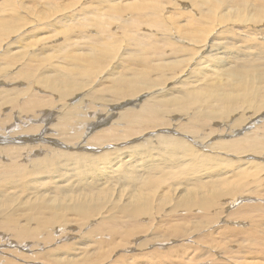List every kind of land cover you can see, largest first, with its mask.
Wrapping results in <instances>:
<instances>
[{"label": "bare ground", "instance_id": "obj_1", "mask_svg": "<svg viewBox=\"0 0 264 264\" xmlns=\"http://www.w3.org/2000/svg\"><path fill=\"white\" fill-rule=\"evenodd\" d=\"M26 1L28 2L29 0H20V4L13 2V0H2V2H0V202L3 201L7 203L0 205V230L4 231L3 233L7 231V233L9 232L12 234L13 238L20 241L24 239L27 240V238L33 239L35 237L39 239V234H42L40 230H49L55 225L60 227L66 226L68 216L70 215L74 214L76 217L79 216L81 218L80 221H84V223L88 222L91 219H95L98 213L99 207L97 203L99 200H97L95 206H92L93 199L97 198L95 196H99L98 193H101L100 195H105L102 194L104 190L105 192L111 193V195L117 194L118 191L121 193V190H125V188L121 186L120 183L128 186L126 187L129 191V193H127V195H129L127 200L125 198L121 206L118 201L113 203V208L112 206L109 208V212L111 213L108 216L103 213L106 216H103L102 221L96 224L97 230H95V232L104 236H110V241L113 240L112 243L115 242L114 239H116V237H120L122 241H128L138 234L140 229V218H146L150 215V205L148 201L152 198L153 193H155L154 185L157 182L159 184V181L166 178L164 175H161L165 177H163V179L161 176H158L160 172V170H156L159 169L157 167L158 163L156 165L151 164V169H149V167L141 164V162L144 163L146 159L141 157V159L144 160L140 163L130 162L129 164L132 158L130 149L138 145L136 144L137 142L132 148L127 147L129 151H119L118 154H112L111 151L114 153L117 152V150H112L113 148H110L111 150H109L112 155L108 156H106L108 153L105 154V148L104 154L99 153V150L97 151L98 148H96L94 144L93 147L95 148H90L89 146L92 144V141L87 142L91 144L89 143V149H86L88 148L85 141L86 135H84V133H79V129L82 127L75 128L74 131H72V120L74 118L84 122L82 123L84 128L90 127L89 130L87 129L88 131L92 129L99 131L102 128L104 129V126L107 124H111L110 121L116 117L117 120L113 124L115 125V129L111 126L112 128L109 127L107 131L104 129L105 132L102 134H98L97 136L94 135V139L96 140L94 142L95 144L104 140H109V142L113 140V142H116L121 134H123V137L120 138L122 140L126 139L124 136L128 138L132 137V139L136 136L141 137L142 134L145 136L147 131L152 132L153 129L165 130V132H168L167 134L170 133L171 136L151 134V138H145L143 145L134 149H137V152L142 148V150H147L148 152L151 149H157V154H159L158 157H160L159 160L163 163L162 165H165L164 167L167 169L171 168L173 171V174L166 172L167 176L170 174L169 177H171V175L173 177L176 174L178 176L181 175L182 178L181 173H193L196 175L200 172H204V175H208L209 173L211 175L213 172L211 173L210 171L214 167L220 165H225L227 167V159L221 157V160V158L218 159L216 157V152L218 151V154L228 153L229 155L234 154L235 156L236 154L238 156L242 154L255 156L261 155V152L263 154L264 146L258 147L257 144L264 143L262 142L264 134H262V136H256L255 134L251 137L245 135L244 139H234L230 141L226 140V137L241 134L249 127H252L256 121L260 119L261 113L264 111V50L261 49L258 51L257 49L258 52L255 54L256 56L252 57H247L241 51L232 54L230 57L228 53L224 59V57L221 56L223 54L222 48L219 47V44L216 42L217 33L215 34L216 36L213 35L214 37L211 39H208V37L211 33V30H209L211 28L210 25H214L211 23L212 21L214 23L215 16L218 13H220V15L218 14L219 17H216V19L220 18L221 20V22H219L217 19L218 25L222 23L221 25L224 26L226 21L232 25L236 22L240 24L247 22H252L253 24L257 22L258 24V22H260L258 24L260 25L262 21H264V1L260 6L253 7L252 9L245 8L240 11L236 8V0H228V6H226L227 0H189L191 8L195 9L198 15H192L190 11L185 10L190 14L186 16L183 15L186 19L185 27H180L176 22L167 20L166 18L168 17L165 18L163 17L164 15L161 16V5L159 2L156 3L157 1H154L153 4L144 3L131 6L130 2L125 5H121V3L117 5V0H89L86 1L87 4H85V2L82 4H85L84 6L86 7L78 11L72 10L69 16H62V18H59L58 23L57 19L54 20L52 25L49 24V19L51 18L49 10H57L58 12L59 10L57 7L59 1H64L63 3L61 2L62 4L68 1L70 4L75 0H44L42 4L39 3L41 0H32L34 1L33 6ZM174 1L178 2L184 0ZM161 2H163V0H161ZM93 3L96 4L95 7ZM254 3V0H245L246 5ZM177 6L178 4L176 8ZM67 10L63 11V13H66ZM128 13L130 17L126 18L125 15H128ZM24 14L25 18L23 16ZM227 15L228 17L226 18ZM59 16H61V14ZM183 16L181 17L184 18ZM196 16L199 17V21L198 17L196 19ZM27 18L28 20H33L32 24H34V26L31 28L28 27L30 23H28ZM64 20L67 22L62 23ZM209 20H212L211 23ZM113 21H118L120 23L119 26L117 25L118 27L116 26L122 34L120 37L109 33V30H111L109 26ZM203 21H209V29L206 27L207 24ZM42 23L46 24V28L53 26V31H50L52 30L51 28L49 32L45 30L47 35L53 34V36H57L60 33L56 34V26L63 27V29L61 28V32L64 30V32L61 33L63 35V37L61 36L63 41L60 44L45 42L38 45L44 41L45 38V35H43V37L39 36L40 32L42 30L44 32L45 29L44 27H40ZM20 30L24 31L18 33ZM57 30L60 31V28ZM220 33L221 32L218 34L220 35ZM47 38L49 41V37ZM195 43L199 48L194 51L189 48V45H194ZM108 65L110 66L108 68L110 69L109 71L106 70ZM104 71H107L104 81L96 80L92 90L86 92L85 87L88 86V82L91 78L98 76L99 73ZM106 79L108 80L106 81ZM169 83L171 87H168V85L164 88V86ZM177 87L183 88V91H180V97H174L179 91ZM76 94H79L80 98L73 103L74 99L77 97L75 96ZM146 94L148 95L146 96ZM107 97L111 98L114 104L115 102H119V104L114 106V110L121 108L120 110L123 112L115 116L116 114L113 110H108L106 108V114H98L97 124L85 122L84 119H82L84 117L82 104H85L87 99L93 102H101L102 104H105L108 100L109 102H107V104H109L110 100L107 99ZM124 100H128V103L134 105H137L136 101H139L140 105L137 109H135V107L134 109H128L125 108L122 103ZM88 104L91 103L88 101ZM118 105L121 106L118 107ZM52 112L56 116L51 118L53 115ZM186 114H189V119H191L188 120L187 123L178 126L179 122H177V124L172 122L174 120L172 119L173 117H180ZM235 114L239 115V127L241 128L235 130L229 127L231 130L228 131L229 129L227 126L228 130L223 131V134H221L222 131L221 133L219 132V137L222 136L223 138H219V140L216 139L218 140L216 142H205V140L209 139L208 137L212 136L211 134L217 133L216 130V132L213 133H210L212 132L210 130V135H205L207 139L197 136L199 133H205L206 130L203 128H206L210 122L212 123L217 120L221 122V120H227ZM102 115L103 117H101ZM50 119L56 120V123L53 125L55 131L62 132L64 137L58 138L59 132H57V137H52V135H50L49 142L47 143V141H45L47 138H44L41 134L43 132L42 130L45 128L42 122L48 123ZM28 121L36 122L37 125L34 127H32V124L31 126L29 125L30 128H32L28 129L26 132L20 129L23 133L18 130L12 133L11 130H8L13 125H16V123H23V126H25L29 124ZM164 125L167 126L164 127ZM118 127L120 129H118ZM233 130H235V132ZM175 133L180 137H176ZM91 134H94L93 130ZM172 134L175 135L172 136ZM183 137L190 138L197 150L204 149V151H208L211 155L204 154V152L197 153L198 151L193 149L189 144L190 142L185 139L183 140ZM89 138L88 140H90ZM18 141L22 142V147L19 144L18 147L13 146L14 142ZM120 143L118 142V144ZM47 144L50 146H47ZM55 145L60 148H57ZM71 145H73L75 149L74 153L66 151V146L68 147ZM112 145L115 147V144ZM98 146L100 148V145ZM198 146H202V148ZM83 150H91V152L95 154L83 153ZM148 154L151 156L150 153ZM146 155L147 154H145L144 157ZM117 158H119L118 161L123 160V162H118L119 166H115V171L113 170L114 168H110L108 169V173L105 174L101 165H105V163L111 165ZM126 159L128 160L124 161ZM185 163L187 165H185ZM252 163L257 166L256 168H259V164L255 163V161ZM125 164L128 165L123 167ZM73 169H80L78 173H82L84 176L85 174H94L97 176L103 175L108 178L105 180L103 177L102 180L93 178V175V177L90 176V178L92 177L96 180H94L92 185L83 181L84 183L81 182L76 187L73 185L75 188H72V186L70 187L69 185V177H67V174ZM154 169L156 171H153ZM259 169L263 170L261 166ZM222 173L223 172H214L216 175H221ZM145 175H147V177ZM188 176L191 175L189 174ZM151 177H155L157 182L153 183L152 180L150 181V179H152ZM41 178H44L45 181H39ZM147 178H149V180ZM177 178H175L177 180L176 184L180 186L182 184H187L189 181H196L193 179L190 180V177L187 182L186 178L184 180H181L180 177ZM196 178L199 177L196 175ZM79 180L80 179H78V181ZM101 180L102 183L99 184ZM166 180H168V178H166ZM166 180H164L165 183L167 182ZM47 181H49L50 185ZM210 181L213 180L211 179ZM161 182L163 183V181ZM198 183L202 184L204 182L196 181L197 185L194 184L197 188L202 186V193L197 194L195 192L196 194H194L193 197L191 195H185V203L182 201L178 205L176 204L177 208H180V205H182L183 209L189 211L197 208L203 211H210L213 210L218 199L220 202V198L225 197L224 193L215 191L222 182L204 183V186L203 184H199L200 186H198ZM107 184H109V191L106 190ZM190 184L192 183L190 182L187 184L188 187ZM253 184H255V182H253ZM99 185L103 186L100 187ZM247 185L248 184L243 186L245 191L248 190L246 188ZM98 186L100 188L98 190H101L100 192L97 191ZM260 187L261 186L258 187V185L253 187L255 188L253 192L255 194L257 192L259 193V195H256V198L261 194ZM197 188L195 189L197 190ZM207 188L212 189L208 194H206ZM190 189L187 188L186 190L190 192ZM26 194L29 196L23 200ZM225 194L228 196L235 194V192L231 190L227 191ZM249 197L252 198L251 196ZM182 199H180V201ZM246 200L249 199L246 198ZM30 202V207H27L25 204ZM14 203H17L19 207L25 206L26 209L20 211L16 205L11 208L10 206L14 205ZM261 204L245 205V208L242 207L240 212H235L236 218L241 217L242 219L248 220L251 218L249 216L254 213L255 216L258 214L259 216H257L262 218L264 215V204ZM65 212L68 213L65 214L63 221L61 217ZM93 216H95V218H92ZM72 222L73 220H71V224ZM252 222L254 221L251 218V223ZM82 223L78 224L81 225ZM76 226L79 227V225ZM170 227L172 229L170 236L177 237L181 235L180 233H186V228L184 231L182 227ZM171 229H169V231ZM252 230V233L248 232L249 230H247V232L243 230L245 233V235L243 234L245 240H248V242L250 241L251 244L247 242L248 245L246 243L247 245L245 246L249 247L246 248L245 252H242L244 255L238 256L237 254L236 259L234 258L235 260L231 258L233 264H258L254 261V255L257 253L260 254L262 249L264 250V236L260 237L259 234L255 237L257 235L256 222L252 225ZM240 234L241 237H243L242 233ZM35 241L36 240H34V242ZM100 242L98 241L100 244L106 243L103 241ZM258 245L261 247L263 246L262 249ZM243 247L244 246H242L241 249H244ZM103 248L104 245L102 246V249ZM119 248L120 246H118V249ZM122 248L126 247L123 246ZM114 250H117V248L114 249L113 247L112 251ZM103 251L104 250L100 249L98 255L96 253L97 256L95 255V259L104 258L107 256V253L108 255L111 253L107 250V253ZM65 252H67V250ZM69 252L70 249H68L67 254ZM228 253L232 254L230 251ZM246 254L251 256L247 257ZM70 256L71 255H69V257ZM93 256L94 254L91 258L94 259ZM89 259L87 257L86 261ZM83 261L85 260L83 259ZM89 261L84 263L93 264L89 263ZM260 261L262 260L260 259ZM123 262L122 260L121 263L123 264ZM94 263L96 264V261ZM188 263L191 264L192 262ZM262 263L263 262H261V264ZM5 264L11 263L5 262ZM74 264L76 263L74 262Z\"/></svg>", "mask_w": 264, "mask_h": 264}, {"label": "rangeland", "instance_id": "obj_2", "mask_svg": "<svg viewBox=\"0 0 264 264\" xmlns=\"http://www.w3.org/2000/svg\"><path fill=\"white\" fill-rule=\"evenodd\" d=\"M86 1H89V0H75L74 2H71L70 4L68 3V1H65L66 4L65 3L62 4L64 1H61L62 3L59 1V5L57 7V9L59 10L58 12H57V10H52V9L49 10V13L51 15V18L49 19L50 20L49 24L52 25L54 23V20H56V19H57V23H58L59 22L58 21L59 18H62V16H64V15L65 16H69L70 12H72V10L78 11L79 9L81 10L82 8L86 7V6H84L85 4H87ZM154 1L155 2L157 1L156 3L159 2L160 5H161V11L162 12H160V15L161 16L164 15L163 17H165V18L168 17V18H166L167 20H170L172 22H176L177 25H179L180 27H182V26L185 27L184 25H186L185 24L186 19H185V17L183 15H185V16L186 15H190V14L198 15V12H196L195 9L191 8V4H189V2H190L189 0L178 1V2H175L174 0H167V1L163 0V2H161V0H152V2H151V0H147V1H145V0H117V5H119L120 3H121V5H125V4H128L129 2L131 3L130 4L131 6L132 5L144 4V3L145 4L146 3L147 4H149V3L153 4ZM254 1H255L254 4L246 5L245 4V0H236V8H238L240 11H242L245 8L252 9L253 7H257V6H260L261 4H263L262 2L264 0H254ZM0 2H2V0H0ZM13 2H16L17 4L21 3L20 0H13ZM84 2H85V4L82 5ZM27 3H29V4H31L33 6L34 1H32V0L30 1L29 0ZM39 3L40 4L44 3V0L39 1ZM93 4H94V7H95L96 4L95 3H93ZM177 4H178V6L176 8ZM180 5H182V6H180ZM226 6H228V0L226 1ZM70 8H72V9H70ZM67 9H70V10H67ZM65 10H67L66 13H63V11H65ZM185 10L186 11H190V14H189V12H186ZM174 11H176V12H174ZM102 12H104V11H102ZM185 12H186V14H185ZM179 13H181V14H179ZM60 14H61V16H59ZM218 14L220 15V13H218ZM218 14H216L215 19L213 18L214 19V23H213L212 20H209L210 23L212 21L211 24H214V25H210V23H209V25H210V27L212 29L208 25L209 21L208 22L206 21L207 23L204 22V21L203 22L205 24H207L206 27H208V29L210 28L209 30H211V33H210V36L208 37V39H211L212 37L217 35L216 42L219 44V47L222 48L223 54L221 56L224 57V59L226 58L225 56L228 53H229L228 56L230 57L232 54L241 51L247 57H252V56H256L255 54H257V52L260 51L261 49L264 50V23H263L264 21H262V23L260 25H258L260 22H258V24H257V22H255L254 23L255 25L252 22H250V23H248V22L247 23H241V24L239 22H236L238 24L235 23V24L232 25L229 22L227 23V21H226V23H224L225 25L223 24L224 26L221 25L222 23L220 24L221 25L220 26V25H218V20H219V22H221L220 18L219 19L217 18L218 20L216 19V17H219ZM71 15H72V13H71ZM23 16L25 18V14ZM125 16H126V18H128V17H130V14L128 13V15H125ZM181 16H183L184 18H182ZM197 17L198 16H196V19H197ZM227 17H228V15L226 16V18ZM27 20H28V18H27ZM199 20L200 19L198 17V21ZM215 20H216V22H215ZM32 21H33L32 19L28 20V23H30V25L28 26L29 28L34 26V24H32L33 23ZM63 22L65 23L67 21L64 20V21H62V23ZM117 25L118 26L120 25V23L118 21L111 22L109 27H110V29L112 31L109 30L110 31L109 33L113 34L114 36L118 35L120 37L122 34L120 33V30L117 28L118 27ZM40 27L41 28L44 27L45 29H44V32H43V30L40 32L39 36L43 37V35H45L44 36L45 38H44V41H42L38 45H41V44H43L45 42H49V43L55 42L56 44H60L63 41V38H62L63 35L61 34L62 32H64V30H62V32H61V28L63 29V27L56 26V28H55L56 34L60 33L57 36L55 34H54L55 36H53V34H48L47 35V33H45V30L46 31L48 30V32H49L50 28L52 29L50 31H53V26H50V27L46 28V24L42 23L40 25ZM59 28H60V31L57 30ZM23 31L24 30H20V31H18V33H21ZM222 31H223V33H222ZM219 32H221L220 35L218 34ZM47 37H49V41H48ZM78 43H81V42H78ZM223 47H225V48H223ZM189 48H191L192 50L195 51V49L197 50V48H199V46H197L196 43H195L194 45H189ZM257 49H258V51H257ZM239 54H241V53H239ZM109 67H110L109 65L106 67L107 71L110 70V69H108ZM107 71L101 72V73L98 74V76L91 78V80L88 82V86L85 87V89H86L85 91L88 92L89 90H92V87L94 86V83L96 82V80L97 81H101V80L104 81V79L106 78V72ZM107 80L108 79H106V81ZM167 86L171 87L170 83L166 84L164 86V88H166ZM0 88H1V85H0ZM177 89L179 91H178L177 95H175L174 97H180L181 96L180 91H183V88L177 87ZM147 95L148 94H146V96ZM75 96H77V97L74 99L73 103L76 102L78 100V98H80L79 94H76ZM107 99L110 100V103H109L110 105L107 104V102H109L108 100H107V102L105 104H102L101 102H93L92 100H88L87 99L86 103L82 104L83 105L82 106V110H84V112H83L84 113V117L82 119H84V121L87 122V123H90V124L96 123L97 124L98 114L99 113H101V114L103 113V115L106 114L107 113V109L108 110H113V112H115V114H116L115 116H118L119 114H121L123 112V111L120 110L121 108H119L118 110H114V106L119 104V102H115V104H114L113 103L114 101L111 98L107 97ZM88 101L91 104H88ZM122 103L125 106V108H128V109H134V107H135V109H137V107L140 105L139 101H136L137 105L128 103V100H124ZM119 106H121V105H118V107ZM99 108H100V110H99ZM89 109H92V110H89ZM95 109H96V111H95ZM263 112L261 113L262 115L260 116V119H258L256 121V123L252 127H249L246 131L242 132L241 134L232 135V137L231 136L226 137V140L230 141V140H234V139L235 140L236 139L237 140L238 139H244L245 135H247V137L248 136L251 137V136H253L255 134H256V136H259V135L262 136V134H264V114H263ZM91 115H92V117H91ZM103 115L101 117H103ZM237 115L238 114H235L234 116L228 118L227 120H221V122H220V120H217L219 122H217V121H214L212 123L210 122L207 125L206 128H203L204 130H206L205 133L204 132L199 133V134H197V136L201 137V138H204V139L205 138L207 139V136L205 137V135L209 134L210 130L212 131L210 133H213V132L217 131V133L211 134L212 136L208 137L209 139L205 140V142H210V141L211 142H216V141H218L219 138H223L222 136L219 137L220 136L219 134L221 133V131H222L221 134H223L224 133L223 131L228 130L229 127H232V129H235V130L241 128V127H239V125H240L239 115L238 116ZM53 116H56V115L53 113L51 118ZM88 116H89V118H88ZM249 117H250V115H249ZM189 118H190L189 114H186V115H183V116H180V117H173L172 119H174V120L172 122H174V124H177V122H179L178 123V126H179V125L187 123L188 120H191ZM88 119H90V120H88ZM116 120H117L116 117H114L110 121L111 124H107L106 126H104L105 127L104 129L106 131L109 129V127L110 128L114 127V129H115V125H113V124L115 123ZM222 122L224 123V125H223ZM45 123L46 122H42V124L45 126V128L42 130L43 132L41 134H42V136L44 138H47V139H45V141H47V143L49 142V136L50 135H52V137H54V136L57 137V135H58L57 132H59L58 138L64 137L62 132H60V131L56 132L55 131V128H54L53 125H54V123H56V120H51L50 119V120H48V123H46V124ZM82 123H84V122L78 121L77 118H74L72 120V131H74L75 128H78L80 126L82 127V128L79 129V133H81V134L84 133V135H86L85 141H86L87 147L91 144L90 142L92 141V144H91L92 147L90 145L89 146L90 148H95V147L98 148L97 151L99 150V153H101V154H104V148H105V154L108 153L106 155V156H108V155H112V154H115V153L118 154L119 151L123 152V150H124V152L129 151V149L127 147H131L132 148L134 146V144L137 142L136 144H138V145L135 144L136 146H134L132 149H130L131 150L130 152H132V155H133V156L131 155L133 160L131 158V161H129V164H130V162L131 163L132 162H139L140 163L141 161H143L146 158L144 160V163L141 162V164H143L146 167H149V169H151L150 168L151 164L156 165L158 163L157 167L159 169H156L158 171L160 170V172L158 173V176L164 175L166 178H168L169 181L166 180V178L164 176H161L162 179H163V177L165 178V179L161 180V181H163L164 184L161 181H159L160 183L158 184V182L155 179V177H151L152 179H150V181L152 180L153 183H156V182L157 183L154 185L155 193H153L152 198H150L149 201H148V204L150 205V211H149L150 215H148L146 218L145 217L140 218V221H139L140 229L138 231V234L135 235L134 237L130 238L128 241H122V239L120 237H116L117 240L114 239L115 242L112 243L113 240L110 241V236H104V235H101L100 233L95 232V230H97V228H96L97 225L96 224L99 221H102L103 216L104 217L106 215L108 216L111 213V212H109V208L111 206L113 208V203L118 201L120 203V206H121L123 201L125 200V198L127 200V197L129 196V195H127V193H129V191H128V189L126 187H128V186L120 183V185L123 186L126 191L125 190H121L122 191L121 193H120V191H118L117 194L115 193V195L114 194L111 195V193L105 192V190H104V191H102L103 192L102 194H105V195H100L101 193H98L99 196H97V195L95 196L97 198H95L96 200L93 199V201H92L93 205L92 206H95L96 203H97V200H99V202L97 203L98 207H99L98 208V213L96 214V218H95V216L92 217V218H95V219H91L88 222L84 223V221H80L81 218L79 216H78L79 217L78 218V217H76V215L73 214L74 216L73 215H70L71 217L68 216V222L66 223V226L64 225L63 227H60L58 225H55V226H53L52 229L40 230V232L42 234H39L40 235L39 239H37L38 237H35L36 239L35 238H33V239L32 238H27V240L24 239L25 241L24 240L20 241V240H18L16 238H13L11 233H9V232L7 233V231H5V233H3L4 231L0 230V264H5V262H10L11 264H55V263L56 264H70V262H71V264H74V262H75L76 264H79L81 262V260H82V262L80 264H82V263L85 264L90 259L91 260L89 261V263H93V264H95L94 263L95 261H96V264H98V263L99 264H118V263L120 264L122 262V260L124 261L123 264H127V263L128 264H158V263H160V264H183V263L186 264L187 263V264H189L188 262H192L191 264H193V263H195V264H233L232 263V261H233L232 259H234V258L236 259L237 254H238V256L244 255V253H242V252H245L246 248L249 247V246L246 247L245 245H247L248 243L251 244L250 241L248 242V240H245V238H244L245 233H244L243 230H245L246 232H247V230H249L248 232L252 233L251 231L254 230V229L252 230V225H254V223L256 222V224H257L256 234L257 235L255 237H257L259 234H260L259 235L260 237L264 236L263 235L264 234V217H263L264 215L262 216V218H260V217H258L259 216L258 214H257L258 216L256 215L257 217L255 216V213L251 214V216H249V217H251L253 219L254 222H252V223H251V218L248 219V220H245V219H242L241 217H237L236 218V216H235L236 215L235 212H240L242 207L245 208V205H252V204H259L260 205L262 200H263L262 204H264L263 203L264 202V197H263L264 196V149H263V154L261 152V155H255V156L254 155H250V154H242V155H239V156L237 154H236V156L234 154H230L229 155L228 153H226V154H224V153L218 154V152H219L218 151V152H216V157L218 159H220L221 157L223 159L224 158L227 159L228 160V166L227 167L225 165H220L218 167L216 166L210 171L211 173L213 172L211 175H210V173L208 175L205 173L206 175H204V172H200V173L196 174L197 177H199V178H196V175L193 174V173H186V174L185 173H181L182 174V178H181V175L178 176V175H176L174 173L175 175L173 177L171 175V177H172L171 178V177H169L170 174H168L169 176H167L166 172L173 174V171H172L171 168L167 169L166 167H164L165 165L164 166L162 165L163 163H161L160 160H159L160 157H158L159 154H157L158 153L157 149H151L149 152L147 150H142L143 148L141 150H138V152H137V149L134 150L136 147H139L140 145H143L145 138L146 139L147 138H151L152 137V136H150L151 134H154V135L158 134V135H163V136H171L170 133L167 134L168 132H165V130L153 129L154 132L153 131L152 132L147 131V133H145V136H144V134H142L141 137L140 136L133 137L134 140L132 139V137L128 138V137H125V136H124V138H126V139L122 140L120 138L123 137V134H121V136H119L120 140L119 139H118L119 141L117 140L119 143L122 141L120 144H118L117 141L116 142L115 141L113 142V140L110 141L111 143L113 142L112 144H115V147H116L115 148L114 145H112L109 142V140H107V141L104 140V141H102V142H100L98 144L97 143L95 144L94 142L96 140L94 139L95 138L94 135L97 136L98 134H102L103 132H105L104 129L102 128L99 131L96 130V129H92L94 134H91L92 130L88 131L90 129V127L89 128H84L82 126ZM18 124L16 123V125H13L8 130H11L12 133L17 131V130L19 132H21V131L26 132L28 129H31L32 127L37 125L36 122H29V124H27L25 126H23V123H18ZM31 124H32V127L30 128ZM48 126H50V127H48ZM166 126L167 125H164V127H166ZM227 126H228V129H227ZM12 128H13V131H12ZM223 128H224V130H223ZM20 129H21V131H20ZM118 129H120V128L118 127ZM230 130H231V128L228 131H230ZM235 130H233V131L235 132ZM23 132H21V133H23ZM97 132H99V133H97ZM203 133H204V135H203ZM175 134H172V136H174ZM89 135H91V136H89ZM175 136L178 137L179 135L176 134ZM14 137H16V136H14ZM58 138H55V139H58ZM88 138L90 140H88ZM184 139L187 140L188 142H190L189 144L193 147V149H195V151H198L197 153L204 152V154L211 155V153H209L208 151H204V149H200V150L198 149L197 150L196 147H195V144L192 143L193 141H191L190 138L183 137V140ZM216 139H218V140H216ZM88 141H90L89 142L90 144L87 143ZM262 142H264V138H263ZM18 144L22 147V142L21 141L14 142L13 146H17L18 147L19 146ZM93 144H94V146L95 145L96 146L93 147ZM107 144H109V145H107ZM121 144H122V146H121ZM206 144H208V143H206ZM30 145H31V143H30ZM98 145H100V148H99ZM47 146H50V145L47 144ZM51 146L54 147L53 145H51ZM55 146L57 148L59 147L57 145H55ZM106 146H107V148H106ZM120 146H121V148H120ZM257 146L258 147L264 146V143L257 144ZM89 147L86 148V149H89ZM198 147L202 148V146H198ZM110 148L111 149L113 148L112 150L116 149L117 152L113 153V151H111L112 152V154H111L110 153V150H111ZM122 148H125V149H122ZM126 148H127V150H126ZM66 149H67L66 151H70L69 153H71V152L74 153L75 152V149L73 148V145L68 146V147L66 146ZM210 149L213 150L212 148H210ZM63 150H65V149H63ZM82 152L83 153L86 152V153H89V154H91V153L95 154L94 152H91V150H83ZM142 153H144V154H142ZM148 153H150L151 156ZM250 153H253V152H250ZM135 154H137L138 156L135 155ZM141 154H142V156H141ZM145 154H147L146 155L147 157L146 156L144 157ZM134 156H136V157H134ZM141 157L144 158V159H141ZM147 158H148V160H147ZM222 158H221V160H222ZM118 160H119V158L114 160V162H112L111 165L109 164L110 166L108 164H106V163H105V165L104 164L101 165V168H103L105 174L108 173V169H110V168H112V169L114 168L113 170L115 171L116 167L119 166L118 162H123V160H121V161H118ZM127 160L128 159H126L124 161H127ZM156 160H159V161H156ZM115 161H116V163H115ZM254 161H255V163L259 164V168L261 166L263 170H260L259 168H256L257 166H255L254 163H252ZM237 162H238V164H237ZM69 163H71V162H69ZM147 164H148V166H147ZM240 164H242V165H240ZM127 165L128 164H125L123 167H125ZM185 165H187V164L185 163ZM161 167H163V168H161ZM105 169H107V170H105ZM79 170L80 169H73V170L69 171L68 174H67V177H69V179H68L69 185H70V187L72 186V188H75L81 182L82 183L86 182L87 184H91L92 185L94 180H96V179H93V178L102 179V180H103V177H104L105 180H106V178H108V177L103 176V175L97 176V175H94V174H85V176H84L82 173H78ZM156 170L154 169L153 171H156ZM147 171H149V170H147ZM72 172H74V173H72ZM214 172H216V173L223 172V173L221 175H216V174H214ZM234 172H235V174H234ZM189 174L191 176H188ZM236 174H238V175H236ZM73 175H75V176H73ZM81 175H82V177H81ZM93 175H94V177H93ZM156 175H157V173H156ZM90 176H92L93 178L92 177L90 178ZM145 176L147 177V175H145ZM176 176L180 177L181 180H184L186 178L187 179L186 182L189 179L190 180L193 179V180H196V181H201V182H204L206 184H208L210 182H222L215 191L218 192V193H224L225 197H223V198L221 197L220 198V202H219V199H218L216 201L215 207L213 208V210H210V211H203V210H200L198 208L189 211L187 209H183L182 205H180V208H177L176 204L178 205L182 201L185 203V201H184V196L185 195H187V196L191 195L193 197V195L196 194V193L197 194L198 193H202L201 192L202 186L199 185L201 183H198V186L201 187V188L198 187L200 189L199 190L197 188V186H195V185H197L196 181L195 182L194 181H189L187 184H189L190 182L192 183V184L189 185V187H188L187 184H182L181 186L177 185L176 181L178 180V178ZM185 176H187V177H185ZM174 177L177 178V180ZM183 177H185V178H183ZM238 177H240V178H238ZM78 179H80V180L78 181ZM147 179L149 180V178H147ZM211 179L213 181H210ZM42 180L45 181L44 178H41V180H39V181H42ZM102 180H101V182H99V184L102 183ZM164 180H166L167 181L166 183H168V184H166L164 182ZM72 181H73V183H72ZM47 182L49 184V181H47ZM253 182H255V184H253ZM170 183H171V185H170ZM204 183H202L203 186H204ZM246 184H248L246 186V188L248 190L245 191L243 189L244 188L243 186L246 185ZM73 185L75 187H73ZM253 185L254 186L258 185V187L261 186L260 187L261 194L257 198H256V195H259V193L257 192L255 194L253 192V191H255V188H253L254 187ZM99 186L97 188L98 192L101 191V190H98V189H100ZM102 186L103 185H101L100 187H102ZM108 186H109V184H107L106 190L109 191L110 189H109ZM162 187H163V189H162ZM186 187L188 189H190V187H191L190 192L186 190L187 189ZM179 188H181V189H179ZM195 188H197V190ZM252 188H253V190L251 191ZM191 190H192V192H191ZM198 190H199V192H198ZM231 190H233V192H235V194H231V195L227 196L225 193H227V191H231ZM211 191H212L211 188H207L206 189V194L210 193ZM106 195H108V196H106ZM248 195L251 196L252 198H250ZM28 196L29 195L26 194L25 197L23 198V200H25ZM179 198L180 199L183 198V199L180 201ZM246 198H248L250 201L246 200ZM258 198H260V199H258ZM115 199H117V200H115ZM131 200H133V199H131ZM2 204H7V203L2 201V202H0V205H2ZM30 204H31V202L30 203H26L25 205L27 207H30ZM15 205L18 208V210H20V211H24L26 209L25 206L19 207V205H17V203H14V205H12L10 207L13 208ZM240 205H241V207H240ZM151 212H152L153 215L151 214ZM67 213L68 212H65L63 214V216L61 217V219L63 221H64V216ZM103 213L106 214V215H104ZM177 214H179V215H177ZM75 217H76V219H75ZM70 219L73 220L72 224H71V220ZM259 222H261V223H259ZM78 223H82L85 227L82 224L80 225ZM76 225H79L80 228L78 226H76ZM170 226L182 227V228H184L183 229L184 231H185V228H186V231H185L186 233L185 232H184L185 234L180 233L181 235H179L177 237L170 236L171 233H172V229H171ZM224 227H226V228H224ZM168 228L171 229V230L169 231ZM237 231H238V233L239 232L242 233L243 237H241V234L240 233L238 234ZM254 232H255V230H254ZM163 233H165V234H163ZM220 235H223V236H220ZM53 238H54V240H53ZM34 240H36L38 242V245H37L36 241H35L36 243L34 242ZM98 241L99 242L103 241L104 243L106 242L108 244H110V243H112V244H110V245H108L106 243L105 244H100L101 242L98 243ZM244 242H245V244H244ZM103 245H104V248L102 249ZM117 245L120 246L119 249H118ZM122 245L124 247H126V248H122L123 247ZM242 246H244L243 247L244 249H241ZM258 246L261 249L263 247V246L261 247L260 245H258ZM113 247H114V249L117 248V250L112 251ZM68 249H70V252L68 253L69 255H71L70 257L67 254ZM100 249L104 250L103 252H106V253H107V251H110L112 254L110 253V255H108V253H107L106 257H104V258L102 257L101 259H95V255H96V253L98 255ZM66 250H67V252H65ZM229 251H230V253L232 252V254H229L228 253ZM63 252H64V255H63ZM53 253H54V255H53ZM263 253H264V250L262 249V252L260 254L257 253L256 255H254L255 263L261 264V262H263L262 264H264V255H263ZM93 254H94V256H93L94 259L91 258V256ZM51 255H53V256H51ZM246 255H247V257L251 256L249 254H246ZM86 256L88 257V259L90 258L87 261H86V259H87ZM198 256H199V258H198ZM73 257L75 258V260H74ZM128 258L129 259L131 258V259L129 260ZM83 259L85 261H83ZM207 259H208V261H207ZM260 259L262 261H260ZM68 260H70V261H68ZM182 260H183V262H182ZM191 260H193L195 262H193ZM209 260H210V262H209ZM247 260L250 261L249 259H247ZM72 261H74V262H72ZM76 261H78V262H76Z\"/></svg>", "mask_w": 264, "mask_h": 264}]
</instances>
